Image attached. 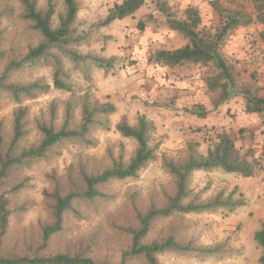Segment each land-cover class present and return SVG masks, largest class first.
Masks as SVG:
<instances>
[{
  "label": "rangeland",
  "instance_id": "rangeland-1",
  "mask_svg": "<svg viewBox=\"0 0 264 264\" xmlns=\"http://www.w3.org/2000/svg\"><path fill=\"white\" fill-rule=\"evenodd\" d=\"M54 1L57 5L56 25L58 15L64 13L65 7L63 0ZM78 1L80 11L75 26L77 33L87 35V39L82 44L72 45V50L82 55L115 58L114 65L109 70L92 66L91 79L88 80L80 69L75 68L67 54L57 51L70 74L73 93L52 89L47 94L24 102L30 106L31 116L29 136L23 145L39 143L41 136L37 126L49 120L52 103L58 106L59 125L64 119L68 100L74 101L75 119L77 123L80 122L84 95L94 101L113 102L117 111L110 118V128L93 132L96 145L84 147L76 142H66L51 159L25 166L13 177L14 180L27 179V186L13 195V204L21 207V210L14 217V228L5 241L3 253L32 255L39 246V227L49 220V202L45 193L51 190L52 177L57 176L67 182L70 173L77 178L80 166L92 172L111 165L112 160L121 154L129 160L137 141L123 136L117 131L116 124L123 115L132 124L144 115L156 125L153 144L159 148L158 160L142 169L136 177L114 180L106 185L104 190L108 200L100 212H90V216L82 219L68 215L65 231L53 238L46 254L68 251L91 253L97 259L119 257L129 246V238L120 231V227H128L135 222L136 207L145 210L165 190H172V178L162 166V157L183 159L190 141H198L200 151L206 153L214 146L216 134L224 130L235 138L241 156L251 161L258 160L262 166L251 177L226 173L222 169L196 171L191 186L196 193L204 191L201 199H211L220 192H224V196L234 192V197L244 198L246 204L232 212L191 213L162 220L147 240L177 230L184 245H222L232 250L222 257L166 252L159 257L161 264H261L262 248L255 240V233L264 227V114L237 113L242 110L240 95L233 96L234 101L238 100L228 110H218L224 102L221 88L213 90L209 87V80L218 73L212 63L172 67L149 63L153 51L181 47L188 41L184 35L169 29L166 17L157 7V0H147L134 15L118 19L109 26H101V22L111 7L122 0ZM167 1L177 18H185V10L195 7L202 16V24L214 29L221 23L217 5L223 9L243 8L256 15L251 0ZM12 3L15 7L13 16L4 17L0 23L3 31L0 75L9 57L20 59L30 47L37 46L41 41L37 32L20 17L19 4L13 0ZM46 3L47 0H39L42 8L46 7ZM149 15L152 16L148 18ZM142 20L146 21L144 30L139 28ZM262 30L263 26L255 21L243 32L236 30L222 42L221 52L235 78L232 92L240 93L242 88L251 87L264 95V77L248 64L247 44L239 45L240 41L244 44L247 35L252 34L264 46ZM38 78L52 83L53 68L50 62L15 70L9 74L8 82L29 83ZM198 104L206 110L211 108L208 113L216 111V114L197 117L191 111ZM16 107L17 103L8 92H0V120L8 133ZM233 110L234 113L231 112Z\"/></svg>",
  "mask_w": 264,
  "mask_h": 264
},
{
  "label": "trees",
  "instance_id": "trees-1",
  "mask_svg": "<svg viewBox=\"0 0 264 264\" xmlns=\"http://www.w3.org/2000/svg\"><path fill=\"white\" fill-rule=\"evenodd\" d=\"M251 1L256 15L243 8L223 9L217 5L221 23L214 29L202 24V16L195 7H188L185 10V18H177L167 0H157V7L166 17L169 29L184 35L188 41L181 47L153 51L150 53L149 63L170 67L186 63L200 65L212 63L218 73L209 80V87L213 90L221 88L222 102L240 95L244 100L245 113H264V97L253 88H242L240 93L231 91L235 78L221 52L222 42L227 36L255 21L263 26L261 36L264 39V0ZM13 2L19 4L20 17L37 32L41 41L37 46L30 47L20 59L9 57L0 75V92H8L17 103L9 133L0 120V264H161L159 257L166 252L215 257L232 252L230 248L222 245L212 247L184 245L177 230L163 237L147 240L162 220L191 213H215L220 210L232 212L246 204L244 198H235L234 192L227 196L220 192L211 199H201L204 191L196 193L191 186L193 173L196 171L222 169L226 173L251 177L262 166L258 160L251 161L241 156L235 139L223 130L216 134L214 146L206 153L200 151L198 141H190L183 159L176 160L166 155L162 157V166L172 178V190H165L163 195L153 200L145 210L136 207L135 222L128 227H120V231L129 238V246L119 257L97 259L91 253L68 251L46 254L45 251L50 248L53 238L65 231L68 215L82 219L90 216V212H100L108 200L104 190L106 185L114 180L136 177L142 169L158 160L159 148L153 144L156 125L144 115L134 124L123 115L116 124L117 131L137 141V147L129 160L121 154L112 160L111 165L92 172L85 166H80L77 178L70 173L67 182L53 176L51 190L45 193L49 202V220L39 227V246L32 255L3 253L5 241L14 228V217L21 210V207L13 204V195L27 186V179L14 180L13 177L25 166L51 159L58 153V148L66 142H76L84 147L96 145L97 141L92 137L93 132L96 129L110 128V118L117 111V106L113 102L94 101L88 95H84L81 101L80 122L77 123L75 119L74 101L68 100L64 119L59 125L58 106L52 103L49 120L40 122L37 126L41 136L39 143L23 145L29 136L28 123L31 116V108L24 102L47 94L52 89L73 93L70 74L57 51L67 54L75 68L80 69L88 80L91 79L92 66L109 70L113 67L115 58L82 55L72 50V45L82 44L87 39V35L77 33L75 26L80 11L78 0H63L65 11L58 15L56 25L54 18L57 16V5L54 0H47L45 8L40 6L39 0ZM146 2L147 0L116 2L101 22V26H109L118 19L134 15ZM14 12L12 0H0V23L1 19L13 16ZM139 28L142 30L146 28L145 20L139 23ZM2 44L3 31L0 28V49ZM48 62L53 68L52 83L42 78L29 83L8 82L11 72ZM191 112L198 116H206L208 113L199 104ZM255 240L262 248L259 260L264 264V227L256 231Z\"/></svg>",
  "mask_w": 264,
  "mask_h": 264
},
{
  "label": "built area",
  "instance_id": "built-area-1",
  "mask_svg": "<svg viewBox=\"0 0 264 264\" xmlns=\"http://www.w3.org/2000/svg\"><path fill=\"white\" fill-rule=\"evenodd\" d=\"M247 61L250 67L264 77V46L262 42L250 34L247 35Z\"/></svg>",
  "mask_w": 264,
  "mask_h": 264
},
{
  "label": "crops",
  "instance_id": "crops-1",
  "mask_svg": "<svg viewBox=\"0 0 264 264\" xmlns=\"http://www.w3.org/2000/svg\"><path fill=\"white\" fill-rule=\"evenodd\" d=\"M247 28V26H245V27H241V28H239L238 30H237V32H243V30H245ZM255 36V35H254ZM245 39H247V37L245 38ZM240 41V40H239ZM246 41V40H245ZM242 43V45H245L246 44V42H244V44H243V41H240L239 42V45ZM241 45V46H242ZM186 64H190V63H186ZM200 65V64H199ZM187 80H189V78H187ZM186 81V80H185ZM259 95H261V96H263L264 97V95H262V93H259ZM232 99V100H231ZM238 99H235V101H237ZM235 101L233 100V97L232 98H230L229 100H227V101H224V103L223 104H220V106H219V109L218 110H222V109H224V108H226V110H228V108H230V107H232L233 105H234V103H235ZM240 105H241V108H242V110L241 111H238L237 113H242V112H244V100L241 98V103H240ZM209 109H211V108H208V110ZM207 110V111H208ZM234 111L235 110H233V111H231L232 113H234ZM237 111V110H236ZM245 113V112H244ZM208 114V116H210L211 114H216V111H214V112H209V113H207ZM223 114H225V113H223ZM262 114H264V113H250V114H248V113H246V115H262ZM197 117H205V116H198L197 115ZM232 138H234V137H232ZM235 139V138H234ZM235 143H236V140H235Z\"/></svg>",
  "mask_w": 264,
  "mask_h": 264
}]
</instances>
